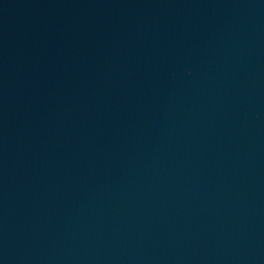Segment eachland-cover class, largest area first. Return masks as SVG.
Segmentation results:
<instances>
[{"label":"water","instance_id":"water-1","mask_svg":"<svg viewBox=\"0 0 264 264\" xmlns=\"http://www.w3.org/2000/svg\"><path fill=\"white\" fill-rule=\"evenodd\" d=\"M0 264H264V0H0Z\"/></svg>","mask_w":264,"mask_h":264}]
</instances>
